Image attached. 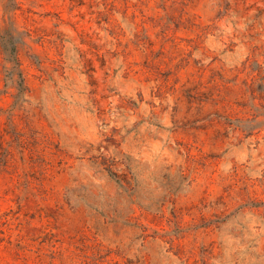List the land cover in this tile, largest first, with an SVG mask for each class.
Wrapping results in <instances>:
<instances>
[{"label":"rangeland","instance_id":"374dc122","mask_svg":"<svg viewBox=\"0 0 264 264\" xmlns=\"http://www.w3.org/2000/svg\"><path fill=\"white\" fill-rule=\"evenodd\" d=\"M0 264H264V0H0Z\"/></svg>","mask_w":264,"mask_h":264}]
</instances>
